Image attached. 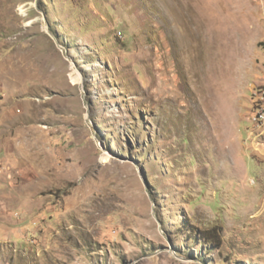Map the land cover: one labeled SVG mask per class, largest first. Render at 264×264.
<instances>
[{
	"label": "rangeland",
	"instance_id": "374dc122",
	"mask_svg": "<svg viewBox=\"0 0 264 264\" xmlns=\"http://www.w3.org/2000/svg\"><path fill=\"white\" fill-rule=\"evenodd\" d=\"M264 0H0V264H264Z\"/></svg>",
	"mask_w": 264,
	"mask_h": 264
},
{
	"label": "built area",
	"instance_id": "2783aa9c",
	"mask_svg": "<svg viewBox=\"0 0 264 264\" xmlns=\"http://www.w3.org/2000/svg\"><path fill=\"white\" fill-rule=\"evenodd\" d=\"M252 120L259 124L264 121V86L257 90L254 100L253 118Z\"/></svg>",
	"mask_w": 264,
	"mask_h": 264
},
{
	"label": "bare ground",
	"instance_id": "6f19581e",
	"mask_svg": "<svg viewBox=\"0 0 264 264\" xmlns=\"http://www.w3.org/2000/svg\"><path fill=\"white\" fill-rule=\"evenodd\" d=\"M258 125H264V121H263V122H261V123H259Z\"/></svg>",
	"mask_w": 264,
	"mask_h": 264
}]
</instances>
